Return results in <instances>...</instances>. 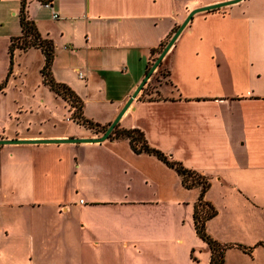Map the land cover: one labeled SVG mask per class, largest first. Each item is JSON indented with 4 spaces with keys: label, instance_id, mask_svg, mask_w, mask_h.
Masks as SVG:
<instances>
[{
    "label": "crops",
    "instance_id": "obj_1",
    "mask_svg": "<svg viewBox=\"0 0 264 264\" xmlns=\"http://www.w3.org/2000/svg\"><path fill=\"white\" fill-rule=\"evenodd\" d=\"M47 1L50 7L27 0L25 10L53 43L52 76L78 100L43 83L39 47L15 49L10 60L22 0H0V93L17 91V123L0 125L2 139L100 136L78 122L57 126V117L70 112L65 117L73 119L80 106L82 117L106 129L187 14L224 0ZM236 3L192 16L160 62L165 81L150 93L142 88L116 127L140 129L149 145L187 168L221 172L218 179L235 188L225 210L250 215V244L235 243L264 258V0ZM34 68L37 83L28 79ZM34 108L45 127L20 126ZM144 164L180 178L156 156L135 153L126 138L0 144V264H127L124 219L98 206L136 200L132 182L153 176ZM115 250H123L118 259Z\"/></svg>",
    "mask_w": 264,
    "mask_h": 264
},
{
    "label": "rangeland",
    "instance_id": "obj_2",
    "mask_svg": "<svg viewBox=\"0 0 264 264\" xmlns=\"http://www.w3.org/2000/svg\"><path fill=\"white\" fill-rule=\"evenodd\" d=\"M236 4L244 7L250 4V0H240ZM224 9L225 7L216 10ZM163 75H165L164 68L163 73H152V81L148 80L143 87H147L145 92L154 91L155 82H164ZM28 79L37 83L40 80L39 72L34 68ZM16 93V89L12 87L6 93H0V125L10 126L11 129L17 123L14 120L17 115L11 114L14 111L13 95ZM152 96H158V94ZM87 109L89 112H94L98 108ZM69 114L71 113L65 112L61 117H57L56 125L75 127L77 121L67 120L65 117ZM74 116L76 117L77 114ZM43 117V113L34 108L32 113L23 114L20 126L30 122L31 127L42 125L45 127ZM202 163L201 158L192 160V164L197 166H202ZM144 166L153 176L150 177L151 180H144L140 179L139 175V179L132 182L130 190L136 200H124L120 203L106 205V207L98 206L99 209H111L116 212V216L123 217L126 227L123 232L124 239L120 242L127 245L124 250L127 264H141L142 262L148 264H208L209 244L195 232L193 225V203L199 195L200 187L187 189L182 186L175 172L160 171L150 164H144ZM209 173V176L203 174L210 180V188L205 193V199L216 207L217 213L207 222L206 229L219 242H232V245L225 249L223 264H262L264 258L260 252L253 248L244 249L235 243L250 244L249 213L240 208L232 213L225 210V205L229 200L228 191L235 188L218 179L221 172L211 170ZM245 224L248 225L245 226ZM122 252L123 250H115V259H118Z\"/></svg>",
    "mask_w": 264,
    "mask_h": 264
},
{
    "label": "trees",
    "instance_id": "obj_3",
    "mask_svg": "<svg viewBox=\"0 0 264 264\" xmlns=\"http://www.w3.org/2000/svg\"><path fill=\"white\" fill-rule=\"evenodd\" d=\"M45 2L46 0H42ZM27 0H22V7L20 13V26L21 35L12 37L8 52L10 60H12L15 49L24 51L30 47H39L45 56L44 65L41 68V76L43 83L47 84L50 89L60 94L63 98L68 99L72 104L77 102V97L73 94L72 90L64 83L55 81L51 72V65L54 57V46L50 39L43 38L39 33L34 21L29 18L25 10ZM218 9V8H216ZM155 50H152L154 52ZM167 73V68H164ZM156 73H163V68L159 64ZM81 107L78 106L73 113V119L78 123L84 124L89 128L96 130L97 132H104L105 127L99 126V124L86 119L80 114ZM74 114H77L75 117ZM110 137L113 138H126L129 140V144L135 153H147L156 156L163 161L167 166L176 170L180 176V181L183 187L191 189L194 187H200V192L193 205V222L196 233L203 239L207 240L210 248L209 264H223L225 249L232 243H221L214 239L206 229V221L213 217L217 213L216 207L204 198L205 193L210 188V180L202 173L185 167L182 162L172 159L165 152L152 147L146 141L143 132L138 128L130 129H118L117 127L111 132ZM237 246L244 249H250L246 245L236 243Z\"/></svg>",
    "mask_w": 264,
    "mask_h": 264
},
{
    "label": "water",
    "instance_id": "obj_4",
    "mask_svg": "<svg viewBox=\"0 0 264 264\" xmlns=\"http://www.w3.org/2000/svg\"><path fill=\"white\" fill-rule=\"evenodd\" d=\"M240 0H224L212 4H208L205 6H200L197 8L192 9L183 22L178 26V28L175 30L173 35L170 37L168 42L165 44V46L162 48L158 56L155 58L151 66L148 68L147 72L143 76L142 80L139 82L135 90L131 93L129 98L126 100L125 104L122 106L118 114L115 116V118L112 120V122L107 126V128L104 130V132L100 136H95V137H66V138H38V139H20V138H13V139H2L0 138V144L4 143H66V142H73V143H78V142H100L103 141L107 138H109L111 132L114 130L116 127L117 123L119 122L120 118L126 111V109L129 107L130 103L132 100L138 95V93L141 91L145 83L148 81L149 77L151 74L155 71V69L158 67L160 64L162 58L165 56L167 53L168 49L171 47L177 36L180 34V32L184 29V27L187 25V23L190 21L192 16L200 11H207V10H212L224 6L231 5L233 3H236Z\"/></svg>",
    "mask_w": 264,
    "mask_h": 264
},
{
    "label": "built area",
    "instance_id": "obj_5",
    "mask_svg": "<svg viewBox=\"0 0 264 264\" xmlns=\"http://www.w3.org/2000/svg\"><path fill=\"white\" fill-rule=\"evenodd\" d=\"M44 5L47 6V7H50L51 6L50 2H48V1L47 2H44ZM53 17L54 18H57L58 17V14L54 12L53 13ZM79 76L80 77L82 76V73L81 72L79 73ZM70 119H71V117H67V120H70Z\"/></svg>",
    "mask_w": 264,
    "mask_h": 264
}]
</instances>
